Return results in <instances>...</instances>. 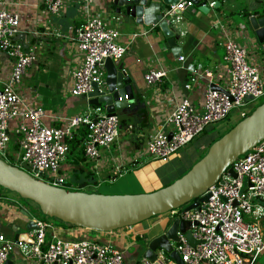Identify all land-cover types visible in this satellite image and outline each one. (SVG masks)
I'll return each instance as SVG.
<instances>
[{
    "label": "built area",
    "instance_id": "built-area-1",
    "mask_svg": "<svg viewBox=\"0 0 264 264\" xmlns=\"http://www.w3.org/2000/svg\"><path fill=\"white\" fill-rule=\"evenodd\" d=\"M10 4L0 0V50L13 60L12 71L0 90V154L6 155L8 145L15 143L18 147L15 161L26 164L29 169L13 164L38 180L72 189L68 182L72 170L61 171V162L70 150L69 140L76 136L80 126H85L82 153L93 162L90 171L95 172L100 150L110 148L118 139L119 118L97 110L69 118L65 127L43 124L42 110L30 106L19 92L25 71L37 56L35 47L24 50L18 41L20 15L8 7ZM40 4L51 15H58L75 4L80 14V22L69 35L82 57L71 71L70 93L86 95L93 83L101 87L105 83V60H120L127 51L119 42L118 29L111 26L101 11L94 9V0H41ZM209 6L213 7L214 2ZM188 9L195 11L190 0H178L165 7L164 15L179 20L176 12ZM245 28H238L239 35L224 31L223 64L219 66L222 69L190 70L186 88L199 79L205 80L201 108L187 101L175 104L161 128L149 137L142 155L149 154L155 160L167 162L208 125L225 119L234 107H244L264 97V65L255 49L258 42ZM222 29H226L224 25ZM236 35L239 42L234 38ZM179 60L184 63L185 56L179 55ZM166 73L165 69L152 67L143 77L146 85H155ZM13 120L18 123L10 133L9 125ZM232 169L235 176L224 172L221 175L224 183L210 186L206 191L208 198L198 209L181 207L168 212L169 220L191 222L190 235L196 244L192 246L185 235L179 233L178 241L173 244L183 264H252L264 251V235L258 222L264 213L256 209L254 203V200L264 199V141L239 157ZM43 174H47L48 179H44ZM29 220L36 227L27 231L23 239L8 238L0 232V264L15 251L22 258V264H124L122 251L112 245L83 236L66 240L52 234V222L32 216ZM156 260L161 264H176L162 254ZM139 264L153 263L142 259Z\"/></svg>",
    "mask_w": 264,
    "mask_h": 264
},
{
    "label": "crops",
    "instance_id": "crops-1",
    "mask_svg": "<svg viewBox=\"0 0 264 264\" xmlns=\"http://www.w3.org/2000/svg\"><path fill=\"white\" fill-rule=\"evenodd\" d=\"M4 1L11 2L8 7L20 15L17 39L23 49L36 48V61L25 71L19 92L30 106H38L37 108L42 110L43 124L49 127H65L69 118L97 111L88 106L86 95L75 96L70 93L71 71L82 60L80 53L76 51L75 43L69 36L71 30L80 22L76 5L70 4L58 15H51L43 9L41 0ZM153 1L155 0H148V3ZM205 1L208 8L206 14L194 6V12L189 8L185 12H179L180 19L174 20L179 29L176 32L180 34L176 46L180 48L179 55L185 56L183 63L178 61V57L173 56L157 26L136 23L134 18L124 15L122 8L118 13L113 0H94V9L101 11L111 26L118 29L119 42L127 48L124 57L116 62L123 63L124 70L131 78L134 102L125 112H118L120 122L118 139L110 148L100 150L95 172L88 169L84 162L85 157L83 153L81 154L85 126H80L73 138L74 141L70 144L68 154L61 162V171L72 170L73 175L70 178L76 181L72 183L76 187L71 190H83L78 189L80 182L86 185L93 184V188L83 191L102 194L151 191L139 178L137 179L140 182L136 178L134 182L132 178L131 182L129 180L120 182L121 177L133 176L129 172L131 167L137 165L142 158L149 137L161 128L165 117L175 104L187 101L195 108H201L205 80L199 79L196 83H192L190 88H186L185 84L191 76L190 70L216 69L221 66L224 55V31L239 35L238 28L243 24L249 26V17L257 8L258 2L264 0ZM210 2H214L213 7L209 6ZM223 25L226 29L221 30ZM238 35L234 36L237 42L240 41ZM255 49L261 64L264 65V44L257 43ZM12 67V58L0 50V90L8 79ZM152 67L165 69L167 73L160 79L159 84L146 85L143 76ZM243 113L247 112L241 111V118ZM17 123V120L10 122V133H13ZM12 142H14L13 136ZM199 148L204 149L202 145ZM15 149L18 147L16 146ZM120 171L123 175H120L119 179H111ZM96 179H99L98 182H95ZM12 200L14 207L0 208V232L14 239L16 234L23 232L18 226V215L14 212L15 199ZM254 203L256 209L264 213V199L254 200ZM2 204L3 201L0 199V205ZM18 206L19 209H23L20 208L21 205ZM165 219L162 220L163 223ZM258 222L264 231V216L259 218ZM133 229L129 227L103 233L62 224L55 225L51 232L66 240L83 236L112 245L122 251L124 264H139L142 260L139 243L145 235L152 236L155 233L144 235L146 230L142 226L138 232ZM141 234L144 236L140 237ZM137 254L140 255L139 259ZM162 255L166 258L165 254ZM252 264H264V251Z\"/></svg>",
    "mask_w": 264,
    "mask_h": 264
},
{
    "label": "water",
    "instance_id": "water-1",
    "mask_svg": "<svg viewBox=\"0 0 264 264\" xmlns=\"http://www.w3.org/2000/svg\"><path fill=\"white\" fill-rule=\"evenodd\" d=\"M178 0H113L116 11L121 8L125 16L134 18L141 25H155L159 28L167 46L176 58L180 48L176 42L180 37L174 20L164 15L167 5ZM203 13L208 12L205 0H190ZM179 14V12H176ZM247 31H252L257 42L264 44V1H259L257 8L248 19ZM105 83L98 87L92 84L86 94L88 106L103 110L109 115L125 112L134 102L131 78L124 70L123 63L105 60ZM264 141V100L247 112L231 128L213 141L205 153L181 176L153 191L130 194H102L83 190H71L58 187L32 177L28 172L0 157V187L18 195L22 200L32 202L45 216L63 224L96 232H113L129 228L149 218L160 216L183 207L184 210L198 209L199 204L208 198L207 189L216 184H223L221 175L227 172L235 176L232 165L250 151L255 145ZM25 219L23 233L14 239H23L26 232L35 229L29 220L30 215L20 209ZM195 224V223H194ZM190 221L173 219L167 221L160 233L145 235L139 243L142 259L153 264L159 254H165L176 264H183L179 254L173 249L178 241V233L185 235L189 243L196 242L190 235ZM4 264H13L9 258Z\"/></svg>",
    "mask_w": 264,
    "mask_h": 264
},
{
    "label": "rangeland",
    "instance_id": "rangeland-1",
    "mask_svg": "<svg viewBox=\"0 0 264 264\" xmlns=\"http://www.w3.org/2000/svg\"><path fill=\"white\" fill-rule=\"evenodd\" d=\"M243 26L245 28V24H243ZM245 30H246V28H245ZM240 34L242 35V34H246V33L240 32ZM249 34L253 35L252 31H248V35ZM22 81H21L20 85L22 84ZM263 99H264V97L259 98L255 101L251 102V103L246 104L244 107H234L229 112L228 116L225 119L208 125L204 129V131L201 134H199L198 136H196L190 143H188L184 147L177 150V152L167 162H162L161 160H155L151 155L144 154L142 156V158L139 159V161L137 162V165L131 167V170L129 172H130V174H133V176L129 175L128 177H124V178L121 177L120 182H125L127 180H129L131 182L132 179L134 182V178H136V179L139 178L140 181L143 182V184L147 188L151 189V191L164 186L167 182H170L172 179H175L181 173V169L187 168L191 164L189 162L192 160L193 157H194L193 159H197L199 157V154H201V156H202L205 153V151L207 149V143L214 134H218V131L223 132L228 127L233 126V124H235L238 120H240L241 111L250 112ZM71 140H69V141H71ZM200 145H202L204 148L202 153H200L201 152V149L199 148ZM15 147L16 146L13 143H10L8 145V148H7V154L4 156L0 154V156L8 162L16 163L17 165L23 167L25 170L29 169L26 164L21 165L15 161V153L18 150V149H15ZM84 162H85V165L90 170L93 162L88 161L86 158H84ZM42 177L44 179H48L47 174H43ZM119 178H120V176L117 175L116 179H119ZM139 179H137L138 182H140ZM98 180L99 179H96L95 182H98ZM68 182L70 183L71 186H74L73 188L76 187L74 184H71L73 182H76L72 178L68 179ZM92 186H93V184L92 185H86V186L82 187V189L88 190L90 188H93ZM64 187H66V185H64ZM0 194H2L1 199L3 201V204L0 205V208L4 207L5 209H8L10 206L14 207V201L12 200V198L15 199L16 207H15L14 212L18 215V218H19L18 219V223H19L18 226L20 227L21 230L26 229L24 223H25V219H27V218L23 217L20 214V212H19L20 209H19L18 205H21L20 208L25 209L29 213L30 217L32 216V217L37 218V219L52 222V224L54 226L55 225H62L59 221H57L51 217L43 215L38 210L36 205H34L30 201L22 200L21 198L18 197L17 194L11 193V192H9V191L1 188V187H0ZM167 214L168 213L162 214L160 216H155V217L149 218L147 220H144L140 223H137V224L131 226V228H134L133 230H137L136 232H138V231H140V228L142 226V228L144 230H146L144 235L147 233L152 234L153 232L154 233H160L162 230H165L164 226L167 223V221H169ZM163 219H165L164 223L162 221ZM246 219H248V216L246 217ZM144 235L141 234L140 237H142ZM263 235H264V231H263ZM141 240H142V238L139 239V241H141ZM137 241L138 240H136V242ZM10 258H11V260H14L15 264H20L23 262L22 258L17 256L16 251L11 253ZM137 258L139 259L140 255L137 254Z\"/></svg>",
    "mask_w": 264,
    "mask_h": 264
},
{
    "label": "trees",
    "instance_id": "trees-1",
    "mask_svg": "<svg viewBox=\"0 0 264 264\" xmlns=\"http://www.w3.org/2000/svg\"><path fill=\"white\" fill-rule=\"evenodd\" d=\"M263 100H264V99H263ZM263 100H262V101H263ZM262 101H260L258 104H260ZM258 104H257V105H258ZM257 105H256V106H257ZM231 127H232V126H231ZM231 127H229V128H231ZM229 128H227L226 130H228ZM83 130H84V129H83ZM226 130H225V131H226ZM225 131H223V132H221V131L219 132V131H218V134H214V135L211 137V139L208 141V143H207V148L209 147V145H210L213 141H215L216 139H218V138H219V137H220ZM85 133H86V129H85ZM73 141H74V139H72V140L70 141V144H71ZM14 145L17 146L15 143H14ZM202 151H203V150H201L200 153H202ZM81 154H82V152H81ZM200 157H201V154H199V157H198L197 159H193V158H194V157H193V158H192L193 161L191 160V161L189 162V163H191V164H190L187 168L181 169V173H180L176 178H178L179 176H181L182 174H184V173H185V172H186V171H187V170H188V169L194 164V162H196ZM10 163L13 164L14 162H10ZM126 170H127V169H126ZM122 173H123V172H121V171L118 172V173H116L114 176H112L111 179H114V180H115V179H116V176H117V175L120 176V175H122ZM74 174H77V173L74 172ZM176 178H175V179H176ZM175 179H172L170 182H167L166 184L171 183V182H172L173 180H175ZM166 184H165V185H166ZM84 185H86V184H85V183H80V182H79V184H78V189L84 187ZM60 223H61V222H60ZM62 224H63V223H62ZM63 225H65V226H67V227H74V226H70V225H67V224H63ZM82 229H83V228H82ZM86 230H88V229H86Z\"/></svg>",
    "mask_w": 264,
    "mask_h": 264
},
{
    "label": "clouds",
    "instance_id": "clouds-1",
    "mask_svg": "<svg viewBox=\"0 0 264 264\" xmlns=\"http://www.w3.org/2000/svg\"><path fill=\"white\" fill-rule=\"evenodd\" d=\"M114 61V60H113ZM106 75V74H105ZM68 189V188H67ZM62 224V223H61ZM75 228V227H74Z\"/></svg>",
    "mask_w": 264,
    "mask_h": 264
}]
</instances>
